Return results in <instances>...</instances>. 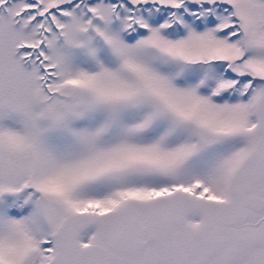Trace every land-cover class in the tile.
<instances>
[{
    "label": "snow or ice",
    "instance_id": "6c2138e0",
    "mask_svg": "<svg viewBox=\"0 0 264 264\" xmlns=\"http://www.w3.org/2000/svg\"><path fill=\"white\" fill-rule=\"evenodd\" d=\"M0 264H264V0H0Z\"/></svg>",
    "mask_w": 264,
    "mask_h": 264
}]
</instances>
